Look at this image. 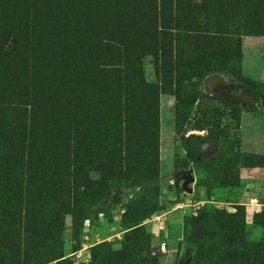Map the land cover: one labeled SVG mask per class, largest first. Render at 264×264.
<instances>
[{"label": "rangeland", "instance_id": "rangeland-1", "mask_svg": "<svg viewBox=\"0 0 264 264\" xmlns=\"http://www.w3.org/2000/svg\"><path fill=\"white\" fill-rule=\"evenodd\" d=\"M2 47L0 264H264V0H0Z\"/></svg>", "mask_w": 264, "mask_h": 264}, {"label": "trees", "instance_id": "trees-1", "mask_svg": "<svg viewBox=\"0 0 264 264\" xmlns=\"http://www.w3.org/2000/svg\"><path fill=\"white\" fill-rule=\"evenodd\" d=\"M9 46H12L10 42H9ZM0 49L2 50L3 47ZM10 49H9V51H10ZM4 52H6V51H4ZM16 132H17V133H15L16 136L13 135V137H11L9 135L8 131H6V130L1 131V126H0V143L3 144L2 150L4 152H7L8 154H13V151L15 152V151H19V150H21L22 153H25L26 152L25 149H27L28 143L30 146V142H28V140H27L26 131L22 132L20 130V131H16ZM23 157H24V155H22V158ZM23 166L24 165L22 164V167L21 166H18V167L21 169V168H23Z\"/></svg>", "mask_w": 264, "mask_h": 264}, {"label": "water", "instance_id": "water-1", "mask_svg": "<svg viewBox=\"0 0 264 264\" xmlns=\"http://www.w3.org/2000/svg\"><path fill=\"white\" fill-rule=\"evenodd\" d=\"M187 188V187H186ZM188 190H190L189 188H187Z\"/></svg>", "mask_w": 264, "mask_h": 264}]
</instances>
